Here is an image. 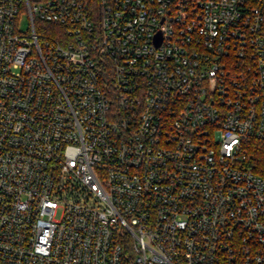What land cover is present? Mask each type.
I'll return each mask as SVG.
<instances>
[{"label":"built area","instance_id":"1","mask_svg":"<svg viewBox=\"0 0 264 264\" xmlns=\"http://www.w3.org/2000/svg\"><path fill=\"white\" fill-rule=\"evenodd\" d=\"M254 138L264 0H0V264H264Z\"/></svg>","mask_w":264,"mask_h":264},{"label":"trees","instance_id":"2","mask_svg":"<svg viewBox=\"0 0 264 264\" xmlns=\"http://www.w3.org/2000/svg\"><path fill=\"white\" fill-rule=\"evenodd\" d=\"M51 26V25H48ZM249 167L259 173H264V142L252 139L249 147Z\"/></svg>","mask_w":264,"mask_h":264},{"label":"rangeland","instance_id":"3","mask_svg":"<svg viewBox=\"0 0 264 264\" xmlns=\"http://www.w3.org/2000/svg\"><path fill=\"white\" fill-rule=\"evenodd\" d=\"M29 27V18L27 13H22L20 20V29L24 30Z\"/></svg>","mask_w":264,"mask_h":264}]
</instances>
